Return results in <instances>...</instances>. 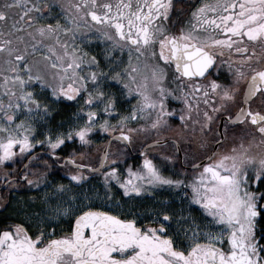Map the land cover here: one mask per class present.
Returning a JSON list of instances; mask_svg holds the SVG:
<instances>
[{
    "label": "snow or ice",
    "instance_id": "snow-or-ice-1",
    "mask_svg": "<svg viewBox=\"0 0 264 264\" xmlns=\"http://www.w3.org/2000/svg\"><path fill=\"white\" fill-rule=\"evenodd\" d=\"M174 9L0 0V264H264V0Z\"/></svg>",
    "mask_w": 264,
    "mask_h": 264
},
{
    "label": "flooded vegetation",
    "instance_id": "flooded-vegetation-1",
    "mask_svg": "<svg viewBox=\"0 0 264 264\" xmlns=\"http://www.w3.org/2000/svg\"><path fill=\"white\" fill-rule=\"evenodd\" d=\"M187 6V0H176V9L173 10V16H178V15H182V13H180L177 9H180L181 7H186ZM172 107H176L179 108L181 105L179 103H172L171 105ZM56 108L59 109V111L57 113L54 114L53 119L50 121V124L55 126L57 124H59L61 121H63V127L67 128L68 125L70 123L74 122L73 119V112H75L77 105L72 104V103H61L55 106ZM172 125H176L179 123V120H173L171 121ZM168 137H172L174 135H166ZM94 144L91 146V148L89 149H81L79 146V142L77 141L76 143H68L67 147L62 149V154H67L68 151H71L73 148H75L77 151H88L90 156L95 157L97 155V149L98 148H102L103 147V142L104 140L107 139L106 136H101V134L99 132H97L93 137H92ZM150 143V141H149ZM183 145V141L181 142ZM227 147V145H226ZM190 148L192 150H198V146L195 142H192L190 144ZM46 150V149H45ZM42 149L37 146L36 148V152L39 153L41 152ZM166 152V153H170L173 151L172 147H171V141H169L168 145H161L160 149L157 151L156 158L157 161L159 162V152ZM133 159L129 160V163H136L138 162V158L136 157V154L133 153L132 154ZM47 156H43L42 159H46ZM123 166V165H122ZM58 167V165H57ZM55 179L57 181H62L63 183L67 184L69 183L68 179L64 177L63 171H57L54 173ZM93 185H95L96 187L102 188V184L100 183V176L99 174L93 175V177L88 181V187H92ZM74 191H79V189H74ZM31 193H18L17 195H30ZM157 196L163 197L168 195V193L166 191H159L156 193ZM155 200V197L153 198H148L147 196L143 199V201H137L138 204H143L146 206H152L153 202ZM18 204H16L14 201L10 202L9 204V209L6 210L7 211H16L18 212ZM5 213H0V216H3Z\"/></svg>",
    "mask_w": 264,
    "mask_h": 264
},
{
    "label": "rangeland",
    "instance_id": "rangeland-1",
    "mask_svg": "<svg viewBox=\"0 0 264 264\" xmlns=\"http://www.w3.org/2000/svg\"><path fill=\"white\" fill-rule=\"evenodd\" d=\"M177 129L175 128V126L173 125V127L171 128V129H168L167 131H166V133H165V135H176L177 134ZM231 146V140L228 142V144H227V147H230ZM101 190H102V188H101ZM139 201V200H138ZM39 207V201H37V204H36V208H38ZM33 210H35V209H33ZM21 211V205H19L18 206V212H20Z\"/></svg>",
    "mask_w": 264,
    "mask_h": 264
}]
</instances>
